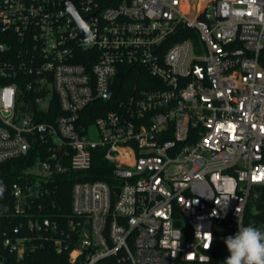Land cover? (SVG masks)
Masks as SVG:
<instances>
[{"label":"built area","instance_id":"obj_1","mask_svg":"<svg viewBox=\"0 0 264 264\" xmlns=\"http://www.w3.org/2000/svg\"><path fill=\"white\" fill-rule=\"evenodd\" d=\"M76 5L90 42L63 0H0V166L33 159L0 182V247L209 263L216 225L234 235L264 188V0ZM98 159L114 184L87 178Z\"/></svg>","mask_w":264,"mask_h":264},{"label":"trees","instance_id":"obj_2","mask_svg":"<svg viewBox=\"0 0 264 264\" xmlns=\"http://www.w3.org/2000/svg\"><path fill=\"white\" fill-rule=\"evenodd\" d=\"M196 2L197 1L195 0L194 5H196ZM121 78L123 80L121 82L122 86L127 85V84L129 85L134 84V77H129V78L121 77ZM97 116L98 115H94L93 117H91L89 121L92 122ZM32 162H33V159L14 160L8 163L5 162V164L0 166V182L3 181V182L10 183V182L17 180V177L18 175H20L21 170L28 167ZM101 165L103 166V168L107 169V172H109V175L103 172L97 173V171H95V169H97V167L98 168L101 167ZM111 169H112V166L108 163V161L101 162L98 159L96 160L94 164V169L90 171L89 177L87 178L89 180H96V179L105 180L110 184H114L115 180L110 175ZM73 181L74 180L72 179V176L61 178V180L59 181V191L56 196V200H57V204L60 207L58 212L61 214H70V212L72 211L71 210V200H72L73 193H71V190H72ZM2 197L3 196H0V200L2 199ZM258 202H259V205H258L259 212L257 214L251 213L250 208L248 206L246 210V214H245L244 224L248 225L249 223H252L254 226L260 228L261 230H264V188L261 190V196ZM229 235H232V234L229 233L227 236ZM225 238H223L221 241H218L215 244L214 249L211 253V261L207 264H223L225 258L229 254L227 251L226 245L224 243ZM4 255L5 256L7 255V258L4 264H69L67 253L59 255L53 252L52 250H50L49 248H46L45 250H39L36 253L26 257L24 260L19 261L16 255L8 254L7 251L3 250L0 247V264H2L1 262H2Z\"/></svg>","mask_w":264,"mask_h":264},{"label":"clouds","instance_id":"obj_3","mask_svg":"<svg viewBox=\"0 0 264 264\" xmlns=\"http://www.w3.org/2000/svg\"><path fill=\"white\" fill-rule=\"evenodd\" d=\"M237 225L238 231L224 239L229 254L223 264H264V230L252 223L244 225L239 218Z\"/></svg>","mask_w":264,"mask_h":264},{"label":"water","instance_id":"obj_4","mask_svg":"<svg viewBox=\"0 0 264 264\" xmlns=\"http://www.w3.org/2000/svg\"><path fill=\"white\" fill-rule=\"evenodd\" d=\"M63 6L73 15L75 21L78 23L80 29V38L83 42H90L92 40V29L89 24V17H81L77 9L76 0H63ZM32 114H35V107L32 106ZM118 193V190H114Z\"/></svg>","mask_w":264,"mask_h":264},{"label":"rangeland","instance_id":"obj_5","mask_svg":"<svg viewBox=\"0 0 264 264\" xmlns=\"http://www.w3.org/2000/svg\"><path fill=\"white\" fill-rule=\"evenodd\" d=\"M194 1L195 0H190L191 5H193ZM196 1L198 4L200 0H196ZM92 137L96 138V131L94 127H93ZM260 193H261V190H260ZM258 205H259L258 200H255L253 199V197H251L250 202H249V208H250L251 213L257 214L259 212ZM215 232L217 234L216 239L218 242V241H221L223 238H225L230 233V229H228V227L225 224L218 223L216 225Z\"/></svg>","mask_w":264,"mask_h":264}]
</instances>
